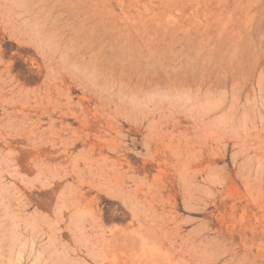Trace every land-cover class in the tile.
Instances as JSON below:
<instances>
[{
  "label": "rangeland",
  "instance_id": "374dc122",
  "mask_svg": "<svg viewBox=\"0 0 264 264\" xmlns=\"http://www.w3.org/2000/svg\"><path fill=\"white\" fill-rule=\"evenodd\" d=\"M0 264H264V0H0Z\"/></svg>",
  "mask_w": 264,
  "mask_h": 264
}]
</instances>
